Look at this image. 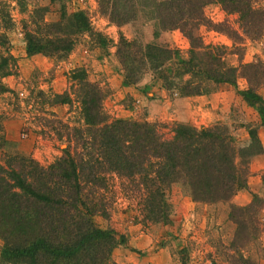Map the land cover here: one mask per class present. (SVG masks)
<instances>
[{"label": "trees", "instance_id": "obj_1", "mask_svg": "<svg viewBox=\"0 0 264 264\" xmlns=\"http://www.w3.org/2000/svg\"><path fill=\"white\" fill-rule=\"evenodd\" d=\"M96 2L99 12L117 27L143 15L153 19L160 30L177 29L188 42L182 51L127 40L118 31L114 53L123 84L136 83L147 71L165 90L181 96L206 94L218 84H228L257 110L264 126V99L257 92L264 87V50L261 57L243 62L242 43H236L242 36L260 38L264 5H256V0ZM210 2L236 16L237 30L205 17L203 7ZM59 9L57 21L42 20L43 31L38 30L40 25L32 29L24 24L26 55H65L78 34L89 35L99 47L108 40L92 30L83 10L67 14L63 3ZM201 24L225 33L233 43L229 48L204 43L195 31ZM152 35L155 37L157 31ZM5 38L0 33V45L4 46L0 53V93L10 91L1 78L15 74V59ZM226 54H234L237 63H229ZM83 75V69H73L71 91L52 94L51 103L70 107L76 102L79 109L77 123L54 125L57 139L62 133L65 141L61 154L46 166L18 154H6L0 160V264H108L111 249L123 239L111 227L96 226L92 216L108 218L111 201L107 194L113 192L109 184L113 176L120 193L130 200L136 198V204L145 210L141 221H169L166 195L172 185H178L192 201L228 204V219L234 225L228 244L234 253L256 237L255 215L264 199L250 192L246 204L231 203L235 193L247 188L249 159L262 152L255 127H245L248 142L238 147L234 136L220 123L196 127L179 122L168 125L109 119L102 107L108 88ZM238 78L245 80V88H237ZM260 179L264 184V175ZM260 251L256 259L264 257L263 246ZM224 256L225 263L210 264H257L249 254Z\"/></svg>", "mask_w": 264, "mask_h": 264}, {"label": "rangeland", "instance_id": "obj_2", "mask_svg": "<svg viewBox=\"0 0 264 264\" xmlns=\"http://www.w3.org/2000/svg\"><path fill=\"white\" fill-rule=\"evenodd\" d=\"M96 1L0 0V33H4L8 52L15 59V74L1 78L10 91L0 93V160L3 155L18 154L29 156L46 166L61 154L65 146L64 137L61 133L60 139H57L53 128L59 127L58 123H77L79 109L76 102H72L70 107L51 103L52 94H60L64 90L70 92L71 85L73 87L70 72L80 68L88 81H97L108 88L102 107L109 119L124 118L168 125L179 122L196 127L220 123L234 136L238 147L248 142L245 127H255L262 152L249 159L248 169L249 173L251 167L258 169L257 174L261 178L264 175V126L260 124L257 110L248 106L228 84H218L206 94L181 96L161 87L148 71L136 83L123 84L114 53L118 31L127 40L141 44L153 42L182 51L188 47V42L177 29L160 30L153 19L143 15L117 27L99 12ZM60 3L64 4L67 14L83 10L92 30L102 33L108 40L99 47L89 35L78 34L72 49L65 55H26L22 27L28 24L33 29L40 25L38 30L43 31L42 20L54 22L59 19ZM255 4L264 5V0H256ZM36 8L41 11L35 12ZM203 13L211 23L226 22L237 30L236 16L224 13L217 3L204 5ZM153 31H157L155 37ZM195 31L204 43L222 44L228 48L233 43L225 33L206 25H199ZM236 43H242L241 61L249 62L261 57L264 29L258 40L242 36ZM3 48L0 45V53ZM226 60L231 64L237 63L234 54H226ZM236 83L238 89L246 86L243 78H238ZM257 92L264 99V87H259ZM117 183L113 176V182H109L113 192L107 194L111 201L108 218L92 216L96 226L111 227L123 239V243L111 249L108 264L225 263V254L239 253L249 254L257 264H264L263 256L256 259L261 252L260 247H264V203L260 210L257 208L255 215L258 221L256 237L234 253L228 244L232 240L234 225L228 219L227 203L195 202L180 186L172 185L166 195L170 205L169 221L152 222L144 218L141 221L145 210L136 204V198H125ZM257 193L264 199V188Z\"/></svg>", "mask_w": 264, "mask_h": 264}, {"label": "crops", "instance_id": "obj_3", "mask_svg": "<svg viewBox=\"0 0 264 264\" xmlns=\"http://www.w3.org/2000/svg\"><path fill=\"white\" fill-rule=\"evenodd\" d=\"M258 169L251 167L249 176L247 177V189L239 190L231 197V203L236 205H244L250 200V192H259L264 188L260 180V175L257 174ZM264 261V260H263Z\"/></svg>", "mask_w": 264, "mask_h": 264}]
</instances>
